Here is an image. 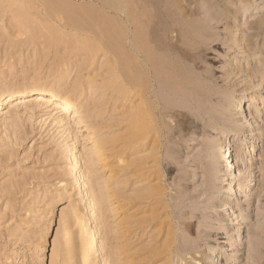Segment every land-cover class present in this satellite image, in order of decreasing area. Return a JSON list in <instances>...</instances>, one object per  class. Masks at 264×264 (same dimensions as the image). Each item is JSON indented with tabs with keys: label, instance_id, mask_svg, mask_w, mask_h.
Wrapping results in <instances>:
<instances>
[{
	"label": "rangeland",
	"instance_id": "1",
	"mask_svg": "<svg viewBox=\"0 0 264 264\" xmlns=\"http://www.w3.org/2000/svg\"><path fill=\"white\" fill-rule=\"evenodd\" d=\"M56 1L66 3V6H60ZM56 1L53 2L57 8L51 7L55 12L50 9L53 17L38 4L40 15L36 18L35 38L14 29L9 11V14L1 13L7 27L2 29L0 26V93L38 83L58 86L64 92L75 90L78 93L74 99L83 107L93 130L79 126L73 115L53 111L52 104L43 106L36 103L34 96L0 108V264H43L41 244L46 231L50 227L56 228L50 225L52 205L59 197L67 195L77 207L74 212L77 218L83 220L79 223L81 232L78 225L71 229L75 233L73 244L77 256L71 255L70 262L61 264H103L107 259L108 264H123L126 257L129 259L125 264H163L153 263L150 259L144 261L146 256L141 252L144 248L141 234L131 235L129 230L135 220L144 217V206L133 207L131 198L134 192L143 194L148 186L157 184L165 189L167 204L173 211L171 216L184 218L194 225L195 236L182 241L191 242L186 249L187 258L196 250L210 254L211 247L217 246L213 258L222 259V264H226L227 256L232 258L229 264H264V141L258 143L260 160L252 171L258 180L257 187L249 198L239 191L235 200L234 218H238L234 224L242 227L240 254L230 247V238L219 225L218 214L224 217L230 212L220 208L218 197L222 185L220 181L212 182L206 172L207 168L216 167L218 149L214 138L218 134H234V129L249 127L253 122L250 119L255 115L258 120L253 125L251 138L256 141L264 132V104L259 105L263 108L258 107L255 111L256 104L251 99V96H259L264 91V22L260 34L250 28L264 20V0H211L223 15L231 16L235 23L242 20L238 24L240 31L235 33L237 38H231L234 36L230 34L232 28L227 29L223 22L207 24L208 27L203 28L206 35L194 41L176 43V33L172 35L174 26L168 36L161 33L160 38H169L171 44L174 40L173 45L181 53L202 54L200 60L196 59L197 68L181 66L194 79L201 81L198 83L207 87L203 93L207 91L212 97L202 98L195 94L196 100L190 104L181 98L176 100L165 96L167 106L175 107L170 111L172 115L166 118L162 136L151 134L144 143L133 140L128 122L131 102L119 98L110 84L113 77L111 61H107L110 56L99 53L92 60L85 54H72L64 41L66 38H112V33L94 36L95 33H91L98 28L91 25L105 29L103 23H106L109 25L106 30L111 31V22L104 17H113V13L88 0ZM180 1L185 8L191 0L188 3ZM48 30L50 36L46 35ZM90 41L93 42L92 39ZM235 41H239L240 47L234 46ZM248 46L253 48L249 58ZM240 49L245 54L238 55L236 59ZM164 52L161 61L168 58ZM244 88H249L250 92L245 97L243 109L247 118L236 122L235 116L231 117L229 106ZM96 141L107 147L105 156L95 153ZM233 144L236 148L239 142ZM72 145L76 147L82 166L92 181L89 193L93 191L97 213L103 221L98 234L88 226L89 220L84 217L86 203L74 188L71 153L67 149ZM221 155L224 156L223 152ZM107 186L115 195L111 198L113 202L107 199ZM63 236L61 234V240ZM143 240L144 244L149 241L148 238ZM251 253L257 261L252 260ZM206 260L207 264H212L214 259ZM181 263L174 260L169 264Z\"/></svg>",
	"mask_w": 264,
	"mask_h": 264
},
{
	"label": "bare ground",
	"instance_id": "2",
	"mask_svg": "<svg viewBox=\"0 0 264 264\" xmlns=\"http://www.w3.org/2000/svg\"><path fill=\"white\" fill-rule=\"evenodd\" d=\"M53 1L54 0H0V15L1 13L4 15L9 11L11 15L8 16L11 18L10 21L12 20L14 29L19 33L29 34L32 38H35L36 29L38 28L36 18H39L38 16L40 15L39 5L41 4L43 8H46V11L44 9L43 11L51 15V11L55 12L51 9L55 4ZM88 1L95 6H100L102 10H110L113 13V17H107L108 19L104 17V20L106 19L111 22V31H109V29L106 30V27L109 26L106 23H103L105 29H100L99 25L93 24L94 26L91 25V27L98 28V31H94L93 33H91L92 30L91 32L87 31L91 34L95 33L94 36H100L103 33H106V35L112 33L113 37L105 38V36L102 38V36L101 38H83L82 40L81 38L80 40L77 38H63L70 47L64 46L68 48V51L69 48L71 49L70 51L72 52L70 53H77L79 55L80 53L81 55L85 54L91 57L92 60L95 56L100 55L99 53L105 57L110 56V58L107 59V61H111L112 64L111 73L113 77L110 84L113 86V91L117 93L119 98L131 102V112L128 115L129 127L135 138L133 140L141 143L146 142L148 138L152 136L151 134L162 136V127H166V118L172 115L171 110L175 108L173 106V108L167 106L168 100H165V96H171L170 98L174 97V99L181 98L193 104V101L196 100L195 97H197L195 94L201 95L202 98H209V94H211L207 91L203 93L205 87L200 85L198 83L199 80L197 81L194 79L185 68L183 69L184 66H181V64H184L187 66V69H191L190 67L193 65V67L197 68L198 64L196 59L198 61V59L202 57V54L199 52L194 53L193 50V53H181L178 47H175V44L173 45L174 40L171 44L169 38H160L161 33L165 34V37L166 35L168 36L171 27L174 26V34L172 33V35L176 33V43H179V41L183 42L184 40L194 41L195 39H199L200 36H204L205 32L203 28L208 27L207 24L212 22L219 24L223 22L227 29L232 28L230 34H234V36L231 38H237L235 33L240 31L238 24L242 21L237 19L238 23H235L232 21L231 16L223 15V12H220L211 0H191L189 3L188 0H186L188 3V6L186 5L189 9H187L188 11L186 7L184 8L181 6L180 0ZM59 2L60 1H56V3ZM65 4L62 6L65 7ZM50 15H48V17H50ZM1 17L0 19H2ZM51 17L53 16L51 15ZM263 22L264 20H262L261 23H256L250 28L256 30L257 34H260L263 30ZM1 25L2 29H6L7 26L3 22V19L2 21L0 20V26ZM76 25L77 24H75V26ZM78 27H80V25ZM47 33L46 35L50 36V30H48ZM238 38H240V35H238ZM90 39H92L93 42H89ZM182 44L183 43H181V45ZM234 44V46L240 47L239 41H235ZM189 46L191 47V45ZM181 48H184V46ZM246 48L247 52H250L247 53L249 54L247 57H252L251 52L253 48H251V46ZM163 50L166 52L163 54H167L168 58L161 61ZM194 50H196V48ZM244 52L243 49H240L236 54V59L238 55ZM167 63L169 65H167ZM241 63L242 60L239 61V64ZM65 70H67V73L70 72L68 69ZM168 70L173 71V73L171 72L172 76H170ZM199 82L201 83V81ZM14 88L0 93V108H3L4 105H9L11 102H22L23 99L34 96L37 101L36 103L42 104L43 106H46L48 103L52 104L54 105L53 111H61L73 115V119L77 121L79 126L93 130V126L88 121V116H85L83 107L74 99V96L76 97L78 93L75 90H70L72 95H68L70 92H64L63 89L58 86L51 87L50 84L40 83ZM186 89H189L188 93H184ZM189 91L193 93L189 94ZM249 95V88H244L239 91L237 97L230 102L229 112L232 114L231 117L235 116L234 120L236 122L238 120L242 122L243 119L247 118L244 115L246 111H243V109L245 107V97ZM251 97L256 104L254 110L257 111L258 107H260L259 105L264 104V91L260 92L259 96L254 95ZM169 104L170 103H168V105ZM160 107L161 109H159ZM261 108L263 107L261 106L259 109ZM250 116H253L252 112H250ZM257 118L258 117L255 115V117L253 116V118L250 119L253 120L252 123L248 121L249 127L234 129V134H218L216 138H214L217 142L218 149L216 154V167L215 169H206L210 180L212 182L220 181L222 185L220 196L218 197L221 200L220 208L226 211L230 210V212L224 217L218 214L219 225L221 229L224 230V234L230 238V247L238 254H240L239 248L242 246L243 240L242 227H236L234 224V221L238 218H234L236 214V211H234L235 200L238 199L239 191L242 194L244 193L246 197L251 196L249 194L256 189L258 184V180L255 178L256 175L252 173V171L256 169L254 168L255 163L260 160L258 156L260 146L258 143L264 141V132L256 141H253L251 138V136H253V125L257 123ZM195 132L200 131L195 130ZM240 136H242V138H238ZM235 141L239 142L236 148L233 146V142ZM67 149L71 153L70 164L74 174V188L78 189V196L83 197V201L86 203L84 217L89 220L88 226H91L94 233L98 234L99 226L103 224V221L99 218L97 213V203L94 193L93 191H91L92 194L89 193L92 181L89 178V174H87V169H84L82 166L81 156L75 151L76 147L72 145L68 146ZM94 150L95 153L105 156L107 147L100 146L96 141ZM222 152L224 156L221 155ZM149 187L150 186H148V188L146 187L147 189L143 194L134 192L131 198L133 207L144 206L142 208L144 217L135 220L132 223V227L129 229L131 235L137 236L141 234V244L144 245L141 252L146 256L144 261L150 259L153 263L163 262V264H169L174 260H179L182 262L181 264H207L206 259H214L212 264H222V259L219 260L218 257L213 258L216 254L215 247L217 246L211 247L210 254L203 252L199 253V250H196L194 254H190L189 258H187L186 249L190 246L191 242L182 241H186L187 237L193 238L195 236L193 223L188 222L184 218L176 219L171 216L173 211L167 204L166 192L163 186L161 187V185L157 184V186L153 185ZM106 188L108 190L107 199L111 200L115 195L109 191L108 186ZM67 196L59 197L52 205L50 225L56 228L50 227L46 231L44 241L41 244L43 264L68 263L72 260L71 255L77 256L74 252L75 248L73 244L76 239L74 237L75 233H73L71 229L73 230L75 225L80 226L79 223L83 218H77V215L74 213L77 207L73 201H70L71 196ZM112 200L111 202H113ZM211 204L213 205V202ZM187 215L188 214H186L185 217H187ZM79 229L81 232V226ZM61 234H64L62 240L60 239ZM256 237L258 238V236ZM145 238L149 239L146 244H144L145 240H143ZM123 248L124 247H122L121 250H123ZM251 254L250 257L252 260L257 261L256 256L253 253ZM131 258L134 260L136 259L134 255H131ZM128 259L129 257H126L123 264H125ZM230 259L232 258L227 256L226 264H229ZM81 260L83 262V258ZM103 264H108V259L104 260Z\"/></svg>",
	"mask_w": 264,
	"mask_h": 264
}]
</instances>
